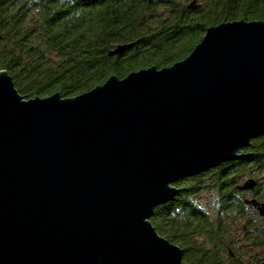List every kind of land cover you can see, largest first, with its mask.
<instances>
[{
	"label": "water",
	"instance_id": "1",
	"mask_svg": "<svg viewBox=\"0 0 264 264\" xmlns=\"http://www.w3.org/2000/svg\"><path fill=\"white\" fill-rule=\"evenodd\" d=\"M262 134L264 20L208 27L183 60L71 98H26L2 70L0 264H184L154 209Z\"/></svg>",
	"mask_w": 264,
	"mask_h": 264
},
{
	"label": "trees",
	"instance_id": "2",
	"mask_svg": "<svg viewBox=\"0 0 264 264\" xmlns=\"http://www.w3.org/2000/svg\"><path fill=\"white\" fill-rule=\"evenodd\" d=\"M192 1L0 0V72L26 98H71L113 75L183 60L208 27L264 20V0ZM119 45L131 47L110 55ZM243 154L179 180L175 199L154 209L152 224L183 249L184 264H264V218L246 203L264 201V134ZM249 179L255 188L240 189Z\"/></svg>",
	"mask_w": 264,
	"mask_h": 264
},
{
	"label": "rangeland",
	"instance_id": "3",
	"mask_svg": "<svg viewBox=\"0 0 264 264\" xmlns=\"http://www.w3.org/2000/svg\"><path fill=\"white\" fill-rule=\"evenodd\" d=\"M232 238L235 239L234 244H237L239 246L244 244L245 235L243 234V231L234 232Z\"/></svg>",
	"mask_w": 264,
	"mask_h": 264
}]
</instances>
